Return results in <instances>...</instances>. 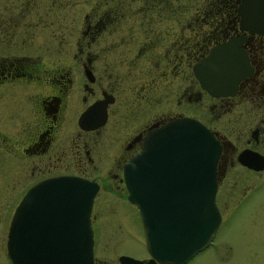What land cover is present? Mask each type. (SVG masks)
Returning a JSON list of instances; mask_svg holds the SVG:
<instances>
[{
  "label": "flooded vegetation",
  "instance_id": "obj_1",
  "mask_svg": "<svg viewBox=\"0 0 264 264\" xmlns=\"http://www.w3.org/2000/svg\"><path fill=\"white\" fill-rule=\"evenodd\" d=\"M226 42L244 69L232 91L211 94L193 64ZM185 117L219 144V223L230 198L253 206L264 194V0H0V264H13L19 201L60 176L95 184L91 264H146L123 164L146 133Z\"/></svg>",
  "mask_w": 264,
  "mask_h": 264
},
{
  "label": "water",
  "instance_id": "obj_2",
  "mask_svg": "<svg viewBox=\"0 0 264 264\" xmlns=\"http://www.w3.org/2000/svg\"><path fill=\"white\" fill-rule=\"evenodd\" d=\"M239 56L230 42L211 47L194 62L193 74L211 94L232 91L244 69ZM78 123L89 126L82 117ZM219 149L199 121L171 119L146 133L123 164L127 199L137 207L150 255L146 264H182L208 245L219 222L214 203ZM94 191L95 184L73 176L32 186L9 225L13 264H91L88 214ZM120 263L143 264L125 255Z\"/></svg>",
  "mask_w": 264,
  "mask_h": 264
},
{
  "label": "rangeland",
  "instance_id": "obj_3",
  "mask_svg": "<svg viewBox=\"0 0 264 264\" xmlns=\"http://www.w3.org/2000/svg\"><path fill=\"white\" fill-rule=\"evenodd\" d=\"M179 109L182 108L179 106ZM234 200L229 199L211 242L182 264H264V194L255 199L253 206L250 200L242 205ZM125 208L134 211L131 207ZM140 244L134 250L143 255L145 246Z\"/></svg>",
  "mask_w": 264,
  "mask_h": 264
},
{
  "label": "bare ground",
  "instance_id": "obj_4",
  "mask_svg": "<svg viewBox=\"0 0 264 264\" xmlns=\"http://www.w3.org/2000/svg\"><path fill=\"white\" fill-rule=\"evenodd\" d=\"M216 230H217V229H216ZM215 232H216V231H215ZM215 232L213 233V236H212V238L210 239L209 243H210V242H211V240L213 239ZM209 243H208V244H209Z\"/></svg>",
  "mask_w": 264,
  "mask_h": 264
}]
</instances>
